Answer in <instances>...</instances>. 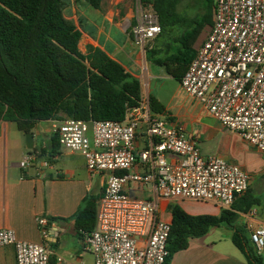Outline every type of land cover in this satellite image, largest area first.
Listing matches in <instances>:
<instances>
[{
	"label": "built area",
	"instance_id": "obj_1",
	"mask_svg": "<svg viewBox=\"0 0 264 264\" xmlns=\"http://www.w3.org/2000/svg\"><path fill=\"white\" fill-rule=\"evenodd\" d=\"M131 33L145 48L162 27L140 4ZM180 85L213 119L264 155V0H214L213 25ZM143 127L150 144L138 152ZM52 130L60 150L81 155L92 177L109 175L97 202L95 229L81 232L94 264H167L171 224L160 219L159 201H194L228 211L250 189L248 173L220 157H204L197 141L168 117L156 115L144 96L125 122L65 119L53 122ZM40 159L28 154L20 167L34 168ZM40 164L52 166L48 160ZM148 185H153L154 198H134L127 190ZM37 224L39 244L0 229V247L15 249L16 264H51L49 221L39 218ZM248 235L264 257V225ZM63 263L58 257L56 264Z\"/></svg>",
	"mask_w": 264,
	"mask_h": 264
},
{
	"label": "crops",
	"instance_id": "obj_2",
	"mask_svg": "<svg viewBox=\"0 0 264 264\" xmlns=\"http://www.w3.org/2000/svg\"><path fill=\"white\" fill-rule=\"evenodd\" d=\"M138 4V0H102L101 8L96 10L83 0H71L65 16L82 34L79 47L83 54H87L89 48H98L119 62L128 73L140 80L142 88L146 87L143 96L154 99L162 107L163 113L155 114L168 117L185 134L195 139L204 157H220L250 175L248 193L236 202L239 204L241 200L247 199L246 203H252L253 206L247 213L237 212V225L247 233L253 227L263 226L264 155L213 119L198 102L185 94L180 82V91L166 103L153 96L150 91L152 80L162 78L160 71H167L165 67L148 62L146 47L141 48L134 41L131 30L137 21L135 12ZM210 27L205 28L194 45L196 54L205 42ZM181 33V30H176L160 40V43L153 40L147 46L151 49L155 44L161 47L172 44L175 35L180 36ZM150 67L156 71L151 72ZM52 126V121L35 126L31 133L34 149L29 150L27 134L19 131L14 123L0 122V229L12 230L20 240L39 244L43 240L37 219L45 218L49 221L53 264H56L58 257L64 260L63 264H78L83 261L79 248L74 246L68 249L64 245L60 251V239L70 232L81 242L73 217L86 198L99 200L109 175L92 177L86 168L85 159L78 154L69 152L65 157L60 150L52 157L56 137ZM149 144L147 128L143 127L138 133L137 151L148 148ZM31 153L40 155L39 163L34 168L21 169L20 163ZM45 160L51 161L52 166L42 167L40 162ZM168 160L175 162L176 158L168 156ZM38 171H41V175H38ZM127 190L134 198H154L153 185ZM172 205L181 207L191 216L221 215L220 209L208 204L159 201L160 219L170 224ZM233 235V230L228 228H214L206 236L191 240L189 247L175 254L169 264H248L243 253L234 245ZM0 264H16L13 247H0Z\"/></svg>",
	"mask_w": 264,
	"mask_h": 264
},
{
	"label": "trees",
	"instance_id": "obj_3",
	"mask_svg": "<svg viewBox=\"0 0 264 264\" xmlns=\"http://www.w3.org/2000/svg\"><path fill=\"white\" fill-rule=\"evenodd\" d=\"M83 1L96 10L102 5V0ZM203 1L201 13L190 18L179 12L182 0H140L144 11L153 12L162 27L156 43L182 31L172 44L145 48L148 62L165 67L178 82L195 58L193 47L199 36L213 25L214 0ZM70 4L71 0H0V122L14 123L25 134L48 121L125 122L130 111L141 105L140 80L98 48L81 52L82 34L65 16ZM150 102L154 113H163L157 101ZM52 150V157L60 151L57 137ZM246 201L236 202L219 217L191 216L172 205L167 264L191 240L221 227L233 230V243L248 264H264L247 231L237 225V212L247 213L253 206ZM97 202L86 198L73 217L79 238L81 232L95 229Z\"/></svg>",
	"mask_w": 264,
	"mask_h": 264
},
{
	"label": "rangeland",
	"instance_id": "obj_4",
	"mask_svg": "<svg viewBox=\"0 0 264 264\" xmlns=\"http://www.w3.org/2000/svg\"><path fill=\"white\" fill-rule=\"evenodd\" d=\"M138 1L139 4L137 5L135 12L136 17L137 9H139L140 5V0ZM202 3L205 4L203 0H182L179 7V12L182 14H186L190 18H194L197 14L201 13ZM150 71L155 72L156 69L150 67ZM160 76H162V78L152 80L150 91L153 92V96H155V98H158L159 100L166 103L172 96H175L180 91V85L177 80L170 78L165 71H160ZM143 90H146L145 86L143 87ZM45 124L47 125V123H43V125ZM62 151L65 154V157H67L69 151ZM64 245H66L68 249H72L74 246H76L77 248H79V251H81L84 264H94V256L91 253L86 252L83 243L78 241L70 232L61 237L60 245L58 247L60 248V251L61 249H63Z\"/></svg>",
	"mask_w": 264,
	"mask_h": 264
},
{
	"label": "water",
	"instance_id": "obj_5",
	"mask_svg": "<svg viewBox=\"0 0 264 264\" xmlns=\"http://www.w3.org/2000/svg\"><path fill=\"white\" fill-rule=\"evenodd\" d=\"M26 144L29 150L34 149V137L31 133L26 135Z\"/></svg>",
	"mask_w": 264,
	"mask_h": 264
}]
</instances>
